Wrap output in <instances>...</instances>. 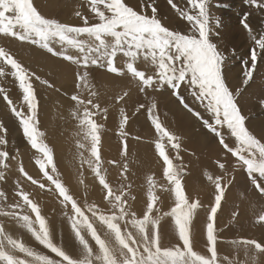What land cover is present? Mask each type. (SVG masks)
<instances>
[{"label": "snow or ice", "instance_id": "obj_1", "mask_svg": "<svg viewBox=\"0 0 264 264\" xmlns=\"http://www.w3.org/2000/svg\"><path fill=\"white\" fill-rule=\"evenodd\" d=\"M86 2L97 22L91 23L87 15L76 11L75 16L82 24L73 25L42 15L33 0H0V34L38 46L52 57L76 66V91L71 94L65 91L63 95L73 105L71 116L78 121L83 141L86 142H78V148L90 153L87 157L84 152L79 153L80 165L87 164L94 173L108 209L105 211L89 203L82 206L70 194L57 172L53 148L44 142V133L39 128L40 99L32 80L34 78L57 93L61 89L48 79L31 72L0 47V65L10 66L12 70L9 73L0 66V79L11 75L18 81L23 103L16 104L5 88L0 87V95L17 118L27 143L40 154L35 163L43 177L50 182L48 191L57 194L64 209L63 217L81 246V258H73L54 238L53 227L42 214L40 205L30 198V194L17 180L15 195L19 199L0 207V216L8 217L26 229L38 245L51 255L35 251L21 240L14 239L6 232L4 224L0 223V264H262L260 258L264 257V242L256 239H237L231 242L237 249V257L243 253V260L227 259L218 254L219 231L222 229H217V214L221 211L222 202L226 201V193L236 181L235 173L243 170L251 187L264 198V135L258 137L247 126V117L238 103L241 90H233L227 82L225 65L228 56L210 39L213 34L210 26L213 19L209 10L210 0H187L192 11L182 9L174 0H167L171 8L191 25L188 34L170 30L162 23L156 0H140L136 7L130 6L125 0ZM245 2L248 6L264 11V0ZM248 16L249 13L244 14L241 24L259 51L257 48L251 50L250 67L247 60L243 62L245 86L252 81L257 62L261 53H264V35L257 39L247 22ZM215 23L217 27L220 26L218 18ZM231 52L234 55L235 49ZM118 57L123 67L118 66ZM138 62L150 66L153 71L140 70ZM93 66L117 77L129 75L139 93L148 101L147 105L139 104L136 111L145 109L147 119L154 128L155 152L162 159L163 175L168 182V185L161 187L165 192L174 194L175 198L174 207L169 212L153 215L154 212L159 213L160 209L157 207L159 197L155 192L156 184L151 178L147 209L140 216L129 203V199L135 200L134 196H129L131 183L115 190L109 183L101 158V133L104 125L96 120L97 116L106 120L109 107L101 106V93L90 79L89 69ZM182 86L192 100L208 113L209 118H205L201 111L188 102L181 92ZM149 90H170V95L178 105L218 142L221 157L226 158L230 154L234 158L231 170L225 162H221V158H217L215 163L221 174L213 176L205 173L207 180L214 186V200L205 209L207 254L194 250L197 231L193 221L204 205L199 199L190 200L185 191V166L180 156L182 138L169 130L161 120L156 100L149 99ZM128 99H131L130 90L115 97L116 104L120 105L119 137L122 142L121 157L125 162L108 161L123 168L122 180H127L125 173L130 171L129 162H134L129 155V133L126 131L130 116L121 104H126ZM261 104L264 105V100ZM7 132L8 129L0 122V183L6 182L5 170L10 167V153L6 147ZM133 139L139 141L141 137L135 136ZM169 148L175 152L174 157H170ZM174 160L181 163L174 164ZM19 172L32 185L41 190L46 188L44 183L25 171L22 163ZM80 182L83 183V180ZM125 188L129 191H125ZM7 200V193L0 189V204ZM238 215V211L233 212V221ZM164 216L172 219L178 238V243L171 246L163 243L160 221ZM256 216V223L264 228V209L256 213ZM16 253L23 254L24 258Z\"/></svg>", "mask_w": 264, "mask_h": 264}, {"label": "rangeland", "instance_id": "obj_2", "mask_svg": "<svg viewBox=\"0 0 264 264\" xmlns=\"http://www.w3.org/2000/svg\"><path fill=\"white\" fill-rule=\"evenodd\" d=\"M43 1H44V3H46L45 4L46 7L48 5H50V8H48L47 11H45V12H41V10H42L44 5H42V7L40 6V0H33V2L37 6V8L41 12V14L46 16L47 18H55V19H58V20H60L62 22L70 23V24H73V25H80V24H82V21L78 17L75 16V12L76 11H80L82 13L85 12L84 14L87 15V16L89 15L88 17H89V20H90L91 23L97 22L93 18L94 14H92L88 10V8H87L88 6H86L87 2L85 0H81V1L80 0H71V1L70 0L69 1L68 0H43ZM233 1L234 0H210V4H209L210 16L213 18L212 21L210 22V26L213 29V34H211L210 39L212 40V42L216 43L218 45V47L221 46V48L220 47L219 48H220L221 51L225 52V54H227V47L223 48L225 44L223 43V39H221L222 38V34H223V30H226V31L230 30L231 32H233L232 30H233L234 26H239V19H238L239 17L238 16L240 14V9H239V1L240 0H237L238 4L236 5V10L234 11L235 14H236V16H235L236 21H234L233 17L230 16V13L233 12L234 7H235ZM125 2L128 3L130 6L136 7L140 3V0H130V1L129 0H125ZM174 2L179 7H181L182 9L192 11L190 9V5H188V3H187V0H174ZM71 4H75V8L77 7L76 9L74 8L73 11H71L69 9L67 10L68 6H70ZM60 5H61V7H60ZM217 5H219V6H217ZM224 5H227V7H224ZM81 6H83V7H81ZM156 6L158 8V16H159V18H161L162 23L165 26L169 27L170 30L181 31L183 34H188L191 31V25L186 21V19H183L182 17H180L176 13V11L171 8V6L167 3V0H156ZM101 7H103V6H101ZM149 13H150V9H149ZM252 13L254 15V18H253V21L249 23V25L251 26V28L253 30V34L256 35V37L258 36V34L263 35L264 32L259 29V27L261 28V25H260L261 24V22H260V12H258V10L255 7H253L252 8ZM217 18L220 21V26L219 27H217L216 23H215ZM230 18L233 21H231ZM240 25L242 26V24H240ZM216 33H218V35H216ZM257 39H259V38L257 37ZM19 42L20 41H17L15 39L11 38V37H5L2 34H0V47L3 46L2 48H4L8 52H12V50H14L15 48L19 49V51L21 53H13L12 52L10 54L15 59H17L18 62H20L26 68H28L26 63L27 64L28 63H32L33 61H35V62L37 61L38 62V60L40 62V60L42 61L43 59H45L46 61L48 60L51 63H54V65L55 64H57V65L58 64H64L67 67V69H69V71H66V70L64 71V74L62 76L63 77L62 82L59 85H56V86L61 89L60 93L62 95H63V93L65 91H67L69 94H71L73 91H76L75 85L73 84L74 81L76 80V73H75V70H77L76 66L71 65L69 62L63 61L60 58L52 57L50 54H48L46 52V50H42L38 46L30 45L28 43H21V42L19 43ZM12 43H13V46H12ZM14 44H15L16 47L14 46ZM253 48H257V46L255 45L254 41L252 40L251 45H250V50H252ZM21 50H23V51H21ZM245 51H247V48L246 49L236 48L235 54L234 55L232 54L231 58L235 59L236 61L240 60V59L243 60V61L247 60L248 63L251 64L250 55H248ZM257 51H259L258 48H257ZM226 62H231V61L228 59ZM37 64H39V63H37ZM263 65H264V54L261 53V58L257 62V69L255 70V72L253 74L252 81H250L247 86H245L243 84V82H241V81H238L236 83V84L239 85L238 89L241 90L240 91V95L238 96V103H239V105H240V107L242 109L243 114L247 117V119H248V114H251V113L255 114V115L256 114H262V113L264 114V105L261 104V101L264 100L263 93H261V89L264 87V69L261 68V66H263ZM1 66H3V65H1ZM39 66L41 68V65H39ZM37 67H38V65H37ZM91 68H93V69H91ZM91 68L89 69V71L91 73L90 74V79L92 80L93 75L95 74V71L98 72L99 70H97V68H94V66L91 67ZM141 68H143V70H145L146 66L141 67ZM5 71L8 72L7 69H5ZM38 71L41 72L40 70H38ZM38 71L37 72L36 71H32V72L36 73L37 75H39V76H41L43 78V76L40 75L38 73ZM10 72L11 71H9V73ZM226 72L228 74V71H226ZM7 77L10 78L11 75H9V76L7 75ZM226 79H227L228 82H232L233 81V78H227L226 77ZM32 82L34 84V87L36 88L37 96H40L41 89L46 87V86L41 85L39 83V81H36L34 78H33ZM99 82H100V84L105 83V81L103 80V77L100 78ZM15 83L19 87L18 81H16ZM103 86H104V88L109 89L107 85L103 84ZM0 87L5 88L7 90L13 89L11 87V85H9V86H4L3 85V86H0ZM52 91L55 93L54 90H52ZM181 92H182V94L185 93V88L183 86L181 88ZM8 93H9V91H8ZM111 93L112 92H110V93L107 92V94H109V95H111ZM43 95H44L43 97L45 99H47L49 97V95H47L46 93H43ZM4 103H5V101H4ZM189 103L192 104V106L196 107L199 111H201V113L205 116V118H209L208 113H206L204 111V109L201 108L196 102H194L192 100ZM16 104L20 105L19 103H16ZM3 105L4 104L1 101L0 102V117H4V119L0 118V122H2L5 125V127L8 129V131L11 130V129H9V125L12 124L15 132L18 135L21 133L20 136L24 137L23 134H22L23 132H22L21 126H19V128H18V126L14 125V124H16L14 122L15 121L18 122V120L11 113L10 110L8 111L9 112L8 116H2V110H3L2 106ZM109 106H110L111 111H115L116 112V110H117L116 113H119L118 109H119L120 105H117L116 102H114V99L111 101ZM40 109H41V104H40ZM43 109H41V110H43ZM56 110L57 109L55 108V111ZM131 114H132V112H131ZM186 114H188V113L186 112ZM61 116L63 117V115H61ZM188 116L190 117L189 120L191 119L193 122L195 121L194 118H192L190 114H188ZM97 117L99 118V116H97ZM59 119H60V117H58L57 121H59ZM8 120H10V121H8ZM41 122H42V120H41ZM100 122H101V120H100ZM246 123H247V121H246ZM58 126H60V123H59ZM247 126H248V124H247ZM39 128H40V131L44 133V142L47 143L46 142V137L48 136V133L45 131L44 126L41 127L40 123H39ZM193 128H194V133L193 132L190 133L188 131L185 134H182L183 137L182 136H180V137L181 138H185V139H189L193 135V137H195L196 143L198 144V147H200L199 144L201 143V141L198 138L200 135L207 136L209 138V142L206 143L207 140L205 139V144L203 145V143H201V149L200 150L194 149V148H196L194 146L193 149L189 148L183 154L180 152V155H182V158H183V160H182L183 164H184V162L185 163L187 162L186 161V156L190 155L191 151L198 152L196 154H191V155H193L192 157L195 158L196 159L195 161H197V162L194 161V162L190 163V161H189L188 164L184 165L185 166V174H184V177H183V184H184L185 190H189V189L190 190H194V189L197 190V189H199L197 187L201 186V184H200L201 181L197 182V179H193L194 176L192 177V173L190 171V169L192 167L194 169H196L199 173H203L205 175L204 177L207 179V176H206L205 173H211L213 176L221 174L220 173V169L218 168L217 164L215 163L217 158H221V162H225L226 165L229 167V170H231V165H232V163L234 161V158H232L230 156V154L226 158L221 157V149H220L217 141L214 140V138L211 136V134H208L206 132V130L201 126V124L199 122L195 121L193 123ZM57 129L54 132H56ZM63 129H64L63 126L59 127L60 131H62ZM254 133L259 137L261 135H264V130L259 131V132H254ZM187 134H188V136H187ZM225 134L227 135V130L226 129H225ZM15 137L17 138L16 135H15ZM130 142L131 141H128V143H130ZM214 142L216 143V145H215ZM9 143H11V142H8V147L7 146L6 147L8 149H11V150H9V153H10V155L12 154L13 159L15 161H19L20 163H22L24 168H25V171H28L27 173L29 175H31L30 174L31 173V169H34L33 171H34L35 179H37V180L41 181L42 183H44L46 185V188L44 190H41V189L38 188V186L32 185L30 181H27L23 176H21L20 172H16V173L9 172L8 176L15 175L13 177L14 190L12 189V186L10 184H7V185L3 186L2 190H4L7 193L8 200L6 202H4V204H0V207H4V206H6V204H9V199L14 200V203H15L16 200L19 199V197H17L15 195L16 181L19 180L20 183H21V186L23 187V189L30 194V198L34 199L40 205V207L42 209V214L43 215L45 214V217L48 219L50 225L53 228H54V226L52 225V223H54V222L55 223L59 222L58 224H62L64 222L63 224L67 225L66 218L63 217L64 209H63V206L59 203V199H58L57 194L54 191H52V192L48 191V186L50 185V182L47 181L43 177V174L38 170L39 168L36 167L37 165L35 164V160H36L37 157L33 156V154L36 153L35 150H33L29 146L27 141L19 142L22 145L19 146L17 149L14 148L15 144H9ZM133 143H135V142H133ZM48 145L53 148V152H54V148H55L54 146H56V145H52L51 142ZM188 150H190V151H188ZM187 151L189 152V154H188ZM216 151H218L219 153H217ZM186 152H187V154H186ZM200 156H201V158H200ZM33 157L35 158V160L33 159ZM202 158H203V160H202ZM24 160H27V161H24ZM54 163H55V155H54ZM179 163H181V161L177 160L176 164H179ZM205 164L209 165L207 170H206V168L204 169V167H205L204 165ZM10 165H11V169L12 170L16 169V165L14 164V162H11ZM199 165H202V166H199ZM31 166L34 167V168H31ZM56 167H57V172H58V174L60 176L61 181L69 189L70 194H72L74 196V198H76L78 200V202L82 206L85 203L96 204L97 206H99L97 203H95L93 201H88V200L78 196L77 192L74 191V189H73L74 185L71 184L69 181H67V178H66L64 172L62 171V169L59 168L58 166H56ZM49 171L51 172V167H49ZM189 171H190V176H189L190 178L188 177ZM36 172H38V173H36ZM137 174L139 175V173H137ZM36 175H37V177H36ZM235 175H236V181L234 182V185L229 188L228 193H226V201L222 202L221 211H219L218 214H217V229L218 230H220V229L223 230L224 227L233 228L236 231V236H235L234 239H231L228 236V240H227L228 242H226V237H224L222 239L221 231H219V241H218L217 247H218V253H222L223 255L224 254L225 255L226 254L231 255V253L233 251L235 253V259H236L237 258V249L231 243L233 240H237V239H256L258 241L264 242V228H262L258 223H256V219H257L256 213H259L261 211V209H264V198H261L259 196V194L251 187V185L248 182L247 177L244 174L243 170L237 171L235 173ZM93 176H94V173H93ZM204 180L205 179H202V183H203ZM128 183H131V182L110 183V184L112 185V187L115 190V189L120 188L123 185L128 184ZM131 185H133V184L131 183ZM148 185H149V183H145V186H148ZM51 187L54 189V185H52ZM207 187L208 186L202 185V187L200 188V189H204L205 193H206V190H207V195L206 196H201V197L199 196V197H196V198H192V196L188 195L190 200L199 199L201 201V203L204 205V208H201L200 210H198L197 215H196V217L194 218V221H193V225H194L196 231H198V229H200V227L202 225L204 226V228L206 230L207 214L205 212V209L210 207L212 202H213V200H214V197H210L209 193H211V191L208 190L209 188H207ZM132 190H133V188L130 190L131 192H129V196H134L135 199L138 198L136 194H132ZM125 191H129V190L127 188H125ZM37 193H38V196H37ZM165 193L167 194L168 192H165ZM166 194H164V195L156 194L157 196H159V200L157 202V207H159L160 212L159 213L154 212L153 215H160L162 213L169 212L168 205L161 211V206H162L161 203H162V201L164 199L163 196H165ZM131 200L132 199H129V203H130ZM47 201H48V203L50 205V208L48 210H47V206H46ZM43 202H45V203H43ZM41 204H42V206H41ZM235 211H238L239 215L235 218V221H233L232 214ZM0 223L4 224L5 229H6V226L8 228H13L14 229V232H15V234L13 235L14 239H15V235L20 236L23 232H25V229L21 228L18 224H16L13 220H11L8 217L0 216ZM160 226H161V230H162V234H163V243L165 245L171 246V245H174V244L178 243V238H177V236H176V234L174 232V223H173V221H172V219L170 217L164 216L161 219V221H160ZM19 230H20V232H19ZM248 231L257 233L256 234L257 237L254 236L253 238H250L249 237L250 233ZM203 233L205 235L203 236V234H202L201 236H203V238L206 239V232L204 231ZM197 241L200 244L199 246L201 247V249L200 250H196V251L200 252L201 254H204V252H203V250H204V251H206V254H207L206 240L202 241V239L200 238V239H196V243H197ZM219 244H220V246H219ZM78 247L80 248V246H78ZM16 254L18 256H20V258H24L23 254H20V253H16ZM241 256H243V253L239 254V257H241ZM261 258H264V257H261Z\"/></svg>", "mask_w": 264, "mask_h": 264}, {"label": "bare ground", "instance_id": "obj_3", "mask_svg": "<svg viewBox=\"0 0 264 264\" xmlns=\"http://www.w3.org/2000/svg\"><path fill=\"white\" fill-rule=\"evenodd\" d=\"M69 1V0H68ZM67 1V2H68ZM71 1V0H70ZM81 1V0H80ZM86 1V0H85ZM130 1V0H129ZM63 2V1H62ZM61 2V3H62ZM43 0H40V6L42 8L41 12H45L47 11L48 8H50V5H48L47 7L45 6L46 3H44ZM64 3V2H63ZM69 3V2H68ZM77 3V2H76ZM83 3V2H82ZM35 4V3H34ZM133 5V4H132ZM79 6V5H78ZM87 6V4H86ZM40 7V8H41ZM61 7V5H60ZM83 7V6H81ZM75 8V4H71L70 6H68L67 10H71L73 11ZM77 8V7H76ZM75 8V9H76ZM88 8V7H87ZM84 9V8H83ZM89 10V9H88ZM84 11V10H83ZM90 11V10H89ZM49 13V12H48ZM85 13V12H84ZM87 14V13H86ZM89 16V15H88ZM8 41V40H7ZM12 42V41H11ZM6 43V42H5ZM20 43V42H19ZM22 43V42H21ZM11 45V44H10ZM12 46H13V43H12ZM15 46V44H14ZM3 47V46H2ZM5 47V46H4ZM16 47V46H15ZM7 48V47H6ZM23 51V50H21ZM13 53H21L19 51V49H14L12 50ZM12 52H9V53H12ZM37 52V51H36ZM30 56V55H29ZM26 57V56H25ZM32 57V56H31ZM27 60V59H26ZM35 60V59H34ZM41 62V63H40ZM38 60V62L36 61H33L32 63H26V65L28 66V69L32 72V71H38L40 70L41 72L38 71V73L40 75L43 76L44 79H48L50 82H53L55 83L56 85H59L61 82H62V79H63V74H64V71H69V69H67V67L64 65V64H55L54 63H51L49 62L48 60L46 61L45 59H43L42 61ZM39 63V64H37ZM38 65V67H37ZM41 65V68L40 66ZM1 66V65H0ZM4 66V65H3ZM5 69L9 71H12L10 66H4ZM72 68V67H71ZM95 68V67H94ZM93 69V68H91ZM99 70V72L102 70L101 69H97ZM148 71L146 72H150L151 68H147ZM77 70H75V73H76ZM7 72V71H6ZM97 71H95V74L93 75V78H92V81L93 83L95 84V86H97V90L101 93V94H104L106 95L107 92H109L110 90L106 91V89L104 88L103 84H107V80L105 77H107V75H104L103 73V80L105 81V83L103 84H100L99 80H100V75L98 72L96 73ZM100 72V73H101ZM91 74V73H90ZM9 76V75H8ZM92 76V75H91ZM108 76H111V74H109ZM105 78V79H104ZM123 78H126V77H123ZM130 78V77H129ZM127 79H128V76H127ZM16 80L11 76L10 78L9 77H4L2 79H0V86H9L11 85V87L14 89H10L8 90L9 93V97L11 99H13V101L15 103H19V104H22L23 103V100H22V91L19 89V87L16 85ZM111 82V81H110ZM109 83V82H108ZM15 86H14V85ZM75 85V81L73 83ZM150 91V90H149ZM111 92V91H110ZM109 92V93H110ZM43 93H46L47 95H49V97L47 99H45L43 96ZM149 93V92H148ZM156 93V92H155ZM161 94V92H160ZM86 95V94H85ZM106 97V96H105ZM152 97V96H151ZM38 98L40 99V104H41V110L40 109V124H41V127L44 126V129L45 131L48 133V136L46 137V142L49 144L50 142L52 143V145H56L54 146V155H55V163L56 165L62 169V171L64 172L66 178H67V181H69L71 184H73V189L74 191L77 192L78 196L88 200V201H93L95 203H97L101 209L103 210H107L108 209V205H107V202L103 199V192L101 190V186L99 185L98 183V180L93 176V172L91 171V169L88 168L87 164H84L83 166L80 165V160H79V153L80 152H84V155L85 157L89 156L90 153L85 151L84 149H79L78 148V142H84L86 143L85 141H83V138H82V134L80 133V129H79V123L76 119H74L72 116H71V110L73 107L72 103L68 100L67 96H64L62 95L60 92L57 93V92H53L51 89H48L47 87H44L41 89V93H40V96H38ZM154 98V97H153ZM158 98V97H157ZM155 99V98H154ZM2 101V103L4 104L2 107H3V110H2V116H8L9 114V109L6 105V103H4L3 101V96L0 95V102ZM159 101V99H158ZM125 104V103H124ZM162 106L165 105L163 103H161ZM128 106V104L126 105ZM164 107V106H163ZM55 108L57 109L55 111ZM160 108V107H159ZM166 108H164V111H165ZM114 110V109H113ZM201 110V109H200ZM26 111V109H25ZM117 112V110H116ZM160 112V111H159ZM167 113V112H166ZM170 113V112H169ZM11 115V114H10ZM63 115V117L61 116ZM168 115V114H167ZM166 115V116H167ZM172 115V114H171ZM186 115V116H184ZM262 116L260 117H255L252 121L251 119H247V124H248V127L250 128L251 131L253 132H259V131H262L264 130V114H260ZM12 116V115H11ZM176 116V115H175ZM179 117L183 116L184 117V122L185 123V126L184 127H181V128H186L188 130H191L190 133H194V128H193V122L191 119L189 120V116L188 114H185L184 112H181L179 113L178 115ZM58 117H60L59 121H57ZM62 117V118H61ZM1 119H4V117H0ZM171 118V116H170ZM178 118V117H176ZM12 119V118H11ZM10 119V120H11ZM169 119V118H168ZM179 119V118H178ZM8 120V121H10ZM42 120V122H41ZM180 120V119H179ZM2 121V120H1ZM7 121V122H8ZM13 121V120H12ZM102 121V120H101ZM164 121V120H163ZM147 122V121H146ZM168 122V121H167ZM166 122V123H167ZM172 122V121H171ZM16 123V124H14ZM13 124L18 126H20L19 122H14ZM60 123V126H63L64 129L62 131L59 130V127L58 126ZM150 123V122H149ZM173 123V122H172ZM181 121L177 122V125L178 127H180V124ZM10 124V123H9ZM113 124V123H112ZM119 124V123H118ZM169 124V123H168ZM167 124V125H168ZM174 124V123H173ZM196 124V123H195ZM194 124V125H195ZM131 125V124H130ZM135 126H137L136 124H134ZM176 123L170 127L169 129H173L174 127H177ZM197 125V124H196ZM141 126V125H140ZM14 129L12 124L9 125V129ZM58 128V129H57ZM129 129V127H127ZM137 128V127H136ZM196 128V127H195ZM57 129L56 132H54L55 130ZM139 129V128H138ZM117 128H115L114 130H112V133H115L117 132ZM130 130V129H129ZM135 130V128H134ZM142 129H139L137 131H141ZM19 131V130H18ZM199 132V131H198ZM21 134V133H20ZM20 134L18 135L17 133H15L14 131V137L15 135L17 136V138L15 137V141H13L12 139L11 140H8V142H11L9 144H15L14 148L17 149L19 146H21L22 144L19 143L21 140H25L24 137L20 136ZM23 134V133H22ZM189 134V133H188ZM187 134V136H188ZM7 135H8V132H7ZM118 135V134H117ZM190 135V134H189ZM119 136V135H118ZM182 136V135H181ZM105 137V136H104ZM183 137V136H182ZM9 138V136H8ZM7 138V139H8ZM118 138V137H117ZM151 138V137H150ZM188 138V137H187ZM199 140L201 141V143H203V145L205 144V139L207 140L206 143L209 142V138L207 136H203V135H200L199 137ZM56 139V140H55ZM154 138H151V141L149 142L153 149L154 148ZM106 140V139H105ZM104 140V141H105ZM215 140V139H214ZM213 141V140H212ZM211 142V141H210ZM144 143V142H143ZM201 143L199 144L200 147H198V144L196 143V140H195V137H192L189 138V139H185V138H182V151L181 153L183 154L187 149H193L194 146L196 148L194 149H197V150H200L201 149ZM215 143V142H214ZM218 143V142H217ZM103 144V143H102ZM120 144V142L118 140H114L113 139H107L106 142H104V150L106 151H111L110 153L113 155V153L115 152V147H118V145ZM147 144V143H146ZM212 144V143H211ZM210 145V144H209ZM213 145V144H212ZM211 145V146H212ZM216 145V143H215ZM30 146V145H29ZM120 146V145H119ZM129 150L133 149V150H136L138 149V144L137 143H133V142H130L129 143ZM8 147V145H7ZM26 147V146H25ZM122 147V146H121ZM146 147V146H145ZM216 147V146H215ZM29 149V148H28ZM10 150V149H9ZM25 150V149H24ZM210 150V149H209ZM146 152L148 151V149L145 150ZM169 151V150H168ZM190 151V150H188ZM187 151V152H188ZM214 151V150H213ZM25 152V151H24ZM36 152V151H35ZM107 152V154H108ZM142 152V151H140ZM153 152V151H151ZM186 152V154H187ZM217 153H219L218 151H216ZM120 153V152H119ZM196 154L198 152L196 151H191V154ZM189 154V152H188ZM190 154V155H191ZM28 155V154H27ZM32 155V154H31ZM40 154L39 153H34L33 156H39ZM111 155V156H112ZM156 155V154H155ZM187 155L186 156V164L189 163H192L194 162L196 159L193 158L192 156L193 155ZM119 156V155H118ZM135 156V155H134ZM152 156H154L152 154ZM199 156V155H198ZM184 157V156H183ZM31 158V157H30ZM112 158V157H111ZM201 158V156H200ZM199 158V159H200ZM33 159L35 160V158L33 157ZM107 159V158H106ZM113 159V158H112ZM145 159L148 160V158L146 157ZM154 159V158H153ZM157 159V158H156ZM191 159V160H190ZM30 160V159H29ZM158 160V159H157ZM157 160L155 161V163L157 162ZM161 160V159H160ZM159 160V161H160ZM201 160V159H200ZM203 160V158H202ZM107 161V160H106ZM110 161V160H108ZM145 161V160H144ZM152 162H154L153 160H151ZM158 161V162H159ZM33 162V161H32ZM146 162V165L148 166V164H152V163H149L148 161V164H147V161ZM162 162V161H161ZM197 162V161H195ZM206 162V161H205ZM34 164V163H33ZM36 164V163H35ZM108 164V162H107ZM137 164V163H136ZM199 164V163H198ZM109 165V164H108ZM145 165V164H144ZM153 165V164H152ZM35 166V165H34ZM199 166H202V165H199ZM205 166V167H204ZM203 167L204 169L206 168V170L208 169L209 165L208 164H205ZM38 167V165L36 166ZM141 167L142 168V172L144 170V167L143 165H138L136 166L135 164H132V163H129V168H130V171L125 173V175L127 176V180H124V181H127V182H131L133 184V190H132V194H136L138 198H136L135 200H131L130 201V204L132 205V208L134 211H136L137 215L140 216L142 215L146 209H147V204H148V190H149V187H141V182H145L147 178L149 177H155V178H160L161 181H159V183H155L156 184V188H155V192L156 194H160V195H164L166 194L165 191L163 190V188L161 187L162 185H168V182L166 180V178L163 176V172H164V166L163 165H153V166H148L149 169H151L152 171L156 172V176H147V173L146 176H144V180H142V174H137V169ZM31 168H34L31 166ZM29 169V168H28ZM37 169V168H36ZM147 169V168H146ZM32 170V169H31ZM34 170V169H33ZM39 170V169H38ZM37 170V171H38ZM36 171V170H35ZM140 171V170H139ZM150 171V170H148ZM151 171V173H152ZM191 173H192V177L193 179H197V182L201 181L200 184L201 186L200 187H197L199 189H194V190H185L186 191V194L187 195H190L192 196L193 198H196V197H201V196H206L207 195V190H206V193H205V188L204 189H200L202 187V185H205V186H208L207 188H209L208 190L211 191L210 194V197H214V186H212L208 180L204 177L205 175L203 173H199L196 169H194L193 167L190 169ZM190 171H189V174H188V177L190 176ZM39 172V171H38ZM36 172V173H38ZM123 172V168L120 167V166H117V167H113L112 170L110 171V176H109V180H122L121 178V173ZM158 172V173H157ZM154 174V175H155ZM11 176V175H10ZM15 176V175H13ZM201 176V177H200ZM190 178V177H189ZM150 179V178H149ZM152 179V178H151ZM188 179V178H187ZM202 179H205L202 183ZM83 180V183H81L80 181ZM188 181V180H187ZM186 182V181H185ZM11 183V182H10ZM9 183V184H10ZM119 183V182H118ZM147 183V182H146ZM143 184V183H142ZM191 184V183H190ZM11 185V184H10ZM186 185V184H185ZM188 185V184H187ZM188 187V186H187ZM189 188V187H188ZM187 188V189H188ZM0 189H3V186L1 185ZM34 191V190H33ZM36 194V193H35ZM37 196H38V193H37ZM231 196V195H230ZM57 197V196H56ZM165 201L161 203V211L166 207V205H168V210L170 211L172 207H174V194L172 193H167L165 196ZM46 198V197H45ZM41 200V199H40ZM48 200V199H47ZM49 201V200H48ZM46 203V206H47V210L50 208V205L49 203ZM171 201H173L171 203ZM41 202V201H40ZM11 203H14V200L12 199H9V204ZM45 203V202H43ZM42 206V204H41ZM44 209V208H43ZM46 210V209H45ZM45 215V214H44ZM15 222V221H14ZM59 222H54L52 223V225L54 226L53 228V232H54V238L63 245V247L66 249V251L73 256V258L75 259H80L81 258V246L78 242V240L74 237V235L72 234V232L70 231V228H69V225L67 223L66 224H58ZM10 227V226H9ZM259 228V227H258ZM164 229V228H163ZM206 232L204 226L202 225L200 227V229H198L197 231V239H202L203 240H206L205 238H203V236L205 235L203 232L204 231ZM6 232L11 235L13 237V235L15 234L14 232V229L13 228H8L6 226ZM20 232V230H19ZM249 232V231H248ZM63 233V234H62ZM250 235L249 237L250 238H253L254 236H256L257 233L255 232H249ZM168 234V233H167ZM203 234V236H201ZM228 236L231 238V239H234L235 236H236V231L233 229V228H228V227H224V229L221 231V237L222 239L224 237H226V242H228ZM257 237V236H256ZM15 239H19L21 240L23 243H25L27 246H30L32 247L35 251H39V252H43L45 254H50V253H47V250L43 249L42 246L38 245V242H36L34 240V238L31 236L30 233L27 232V230L25 229V232H23L20 236H17L15 235ZM199 241V240H198ZM195 243L194 245V249L195 250H200L201 247L199 246L200 244L198 243ZM91 242V241H90ZM94 244V242H92ZM202 243V242H201ZM80 246V248L78 247ZM165 246H169V245H165ZM220 246V244H219ZM204 254H206V251H204ZM21 254V253H20ZM221 257H227V259H235V253L232 251L231 255L229 254H222V253H218ZM51 255V254H50ZM230 257V258H229ZM241 260L244 259L243 256L241 257H237ZM236 258V259H237ZM30 259V258H29ZM261 261H262V264H264V258H260ZM226 264V262H225Z\"/></svg>", "mask_w": 264, "mask_h": 264}, {"label": "crops", "instance_id": "obj_4", "mask_svg": "<svg viewBox=\"0 0 264 264\" xmlns=\"http://www.w3.org/2000/svg\"><path fill=\"white\" fill-rule=\"evenodd\" d=\"M233 2H234L235 7H234L233 12L230 13V16L233 17L234 21H236V18H235L236 14H235L234 11L236 10V5L238 3H237V0H234ZM252 8L253 7L246 5L245 0H240L239 1L240 14L238 16L239 17L238 18L239 19V26H234L233 30L231 29L233 32H231L230 30H228V31L223 30V34H222V38H221V39H223V43L225 44L223 48L227 47V54L228 55L227 54L226 55L228 56V59L231 61V62H226L225 74H226L227 78H233L232 82H228L227 81L229 83V86L231 88H233V90L238 89L239 85L236 84L238 81L243 82V80H244V76H243V72H244L243 62L244 61L241 60V59L237 60V61L235 59H232L231 58L232 57L231 50L232 49L236 50V48H243V49L247 48V51H245V52L248 55H250V52H251L250 45H251L252 40H251V37L249 36L248 32L240 24H241V19L244 16L245 13H249L247 22L250 23V22L253 21L254 15L252 13ZM258 12H260V22H261V24H260L261 28L259 27V29L264 32V11L258 10ZM230 20L233 21L231 18H230ZM260 36H261V34H258L257 37L260 38ZM219 47L221 48V46H219ZM120 59H121L120 57L117 58L118 66L123 67V65L120 64ZM144 66L145 65H144L143 62H138V64H137V67L140 70H143V68H141V67H144ZM248 66L250 67L251 64L248 63ZM147 68H150V67L149 66L146 67L144 71H148ZM261 68L264 69V65L261 66ZM151 71H153V70H151ZM226 71H228V74H227ZM100 72L98 71V73L101 74L100 78L104 77L103 74L107 75V77H105L106 80H107V84L106 85L108 86V88L112 92L111 95H109L107 93L105 95V93H104V94H101V97H100L101 106L102 107H104V106L109 107L108 118L105 120V119H103L100 116H99V118L96 117L97 122L98 123H102L104 125V128H103L102 133H101V158L104 161V168H105V170L107 172V179H108L109 183H118V182L119 183H123V182L126 183L127 182V181L120 180V179L114 180V181L113 180H109L110 179L109 178L110 171L112 170L113 167H117L119 165L118 164H110V163H108L109 165L107 164L108 160H110V161L116 160V161H118L120 163L125 162V161H123V159L121 157L122 142L120 140V137L118 136L119 135V124H118L119 123V113H116L115 111H111L109 105H110V103H111V101L113 99H114V102H116L115 101V97H117L119 94H122V92L126 91V90H130L131 99H128L126 104H124V102H121V103L123 104V106L125 107L126 111L128 112V114L130 116L129 124L127 126V127H129L130 130L128 128H126V131L129 133L128 141L135 142V143L138 144V149H136V150H133V149L131 150L130 149L129 150L130 146H129V143H128L129 155L132 156L133 159H134V162H129V163L135 164L136 166L143 165V167H144L143 172H142V168L141 167H139L137 169V173L142 174V177H143L142 180L145 179L144 176H146L147 173H149V174H147V176L148 175L149 176H156V174H155L156 172H154V171H152L151 169L148 168V166H153V165L155 166V165H160V164L163 165V163L161 162L162 159L159 158L158 154L155 152V149H153L152 145L149 143L151 141V138L155 137L154 128L150 125V123H149V121L147 119V113H146L145 109H141L139 112L136 111V109L139 106V104L144 103V104L147 105L148 101L145 100V97H144L143 94L139 93L138 89L135 86V82H133L131 80V77L129 75H126L125 76L126 78H123V77H117V76H115V74H111V76H108L110 73H107L104 70H102L101 73ZM127 76H128V79H127ZM109 89H106V91H108ZM160 92H161V94H160ZM261 93H263V96H264V87L261 89ZM183 95L186 96V98L188 99V102L192 101V98L190 97L189 93H187L186 90H185V93ZM148 96H149V99H154L155 98V100H156V102L158 104V112L160 111L159 112L160 118H161L162 121L164 120L163 122L168 128L172 127L175 123L177 125V122L181 121V123L179 124L180 127H178V125H177V127H174L172 130L171 129H169V130L175 132L179 136H181L182 134H185L188 131L189 132L191 131V130H188L186 128H181V127L185 126V123H183L184 122L183 121L184 117L183 116L179 117L178 115H179L180 111L184 112L185 114H186V111L183 110L182 107H180L178 105V102L175 100V98L170 95V90H163V91H159V92H156V93L153 92L152 90H150L149 93H148ZM158 99H159V101H158ZM161 103L165 104V105H163L164 107L162 106ZM127 104H128V106H126ZM164 108H166L165 111H164ZM26 111H27V109H26ZM131 112H132V114H131ZM170 116H171V118H170ZM184 116H186V115H184ZM260 116H262V115H260V114H256L255 115V114L251 113V114H248V119H251V121H252L255 117H260ZM176 117H178L180 120L178 118H176ZM100 120H102V121L100 122ZM134 124H136V125L138 124V125L135 126ZM115 128L118 129L117 132L112 133V130H114ZM134 128H135V130H134ZM138 128L142 129V130L141 131H137V130H139ZM14 131H15L14 129H11V130L8 131V135H7V138L9 136L8 140L12 139L13 141H15V137L13 136L14 135ZM135 136H140L141 139L139 141L133 139V137H135ZM109 138L113 139V141L114 140H118L120 142V144H119L120 146L118 145V147H115V152L113 153V155L110 153L111 151L108 152L107 150L105 151L103 149L104 148V142H106L107 139H109ZM21 141H24V140H21ZM154 141H155V139H154ZM146 149H148L147 152L145 151ZM7 150L9 151L8 148H7ZM168 150H169L168 153H169L170 157H174L176 155L175 152H173L170 148ZM140 151H142V152H140ZM151 151H153V152H151ZM107 152H108V154H107ZM152 154L154 156H152ZM180 156L182 157V155H180ZM146 157L148 158V160L145 159ZM144 160L147 161V164H148V161H149V163H152L153 165L152 164H148V166H147L146 162ZM151 160H153V161L157 160V162L155 163V161L152 162ZM24 161H27V160H24ZM11 162H14V164L16 165V169L12 170L11 169V165H10L9 169L5 170V174H6L7 180H6V182L0 183V186L1 185L2 186L7 185V184H9L11 182L10 184L12 186V189L14 190V187H13V185H14L13 177L14 176L13 175L8 176V174H9V172H13V173L19 172L18 169H19V165L21 163L19 161H15L13 159V157H12V154L10 155L9 163H11ZM176 163H177V160H174V164H176ZM185 164L186 163L184 162V165ZM148 170H150V171H148ZM151 171H152V173H151ZM26 172H28V171H26ZM30 174H31V176L33 178H35L33 169L31 170ZM36 177H37V175H36ZM149 178H152V180L155 183H159V181H161L160 178L159 179L155 178V177H149ZM149 178L145 179L147 183H149ZM146 182L142 181L141 182V187H149L150 185L145 186ZM142 183H144V184H142ZM132 188H133V185H132ZM165 200L166 199L164 197L162 202H164ZM173 201H175V199ZM173 201H171V203Z\"/></svg>", "mask_w": 264, "mask_h": 264}]
</instances>
